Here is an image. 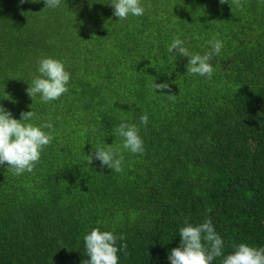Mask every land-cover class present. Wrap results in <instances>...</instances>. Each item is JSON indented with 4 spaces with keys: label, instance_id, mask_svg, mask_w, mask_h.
Listing matches in <instances>:
<instances>
[{
    "label": "trees",
    "instance_id": "trees-1",
    "mask_svg": "<svg viewBox=\"0 0 264 264\" xmlns=\"http://www.w3.org/2000/svg\"><path fill=\"white\" fill-rule=\"evenodd\" d=\"M109 3L0 0V105L53 124L31 173L0 166V264H82L93 228L125 236L119 264H169L179 228L205 219L224 241L211 264L240 243L264 247V0H140L144 15L126 20ZM177 37L193 54L223 42L211 79L168 52ZM46 57L70 81L41 103L26 88ZM122 122L140 127L143 155L121 149V173L88 164L95 148H120Z\"/></svg>",
    "mask_w": 264,
    "mask_h": 264
},
{
    "label": "clouds",
    "instance_id": "clouds-1",
    "mask_svg": "<svg viewBox=\"0 0 264 264\" xmlns=\"http://www.w3.org/2000/svg\"><path fill=\"white\" fill-rule=\"evenodd\" d=\"M20 3L36 2V0H19ZM45 7L54 9L60 6L61 0H43ZM220 4H229L228 0H219ZM113 8L112 15L118 20H126L129 16L140 17L144 15L145 8L140 0H110ZM237 8L242 7L241 0H232ZM230 6V5H229ZM231 8V7H230ZM184 41L174 38L168 47L169 53L176 56L187 57L186 72L189 75H199L211 79L214 67L212 60L218 56L223 47L220 40L211 41L210 50L204 54H193L184 46ZM175 50V51H174ZM37 72L31 85L26 88L27 95L34 101L37 97L41 103L58 100L68 92L70 73L65 69L62 61L51 57L41 58L37 61ZM153 92L156 89H169L167 83H151ZM169 100H175L176 95L168 94ZM36 114L30 110L20 113V119H14L10 111L0 105V166L7 165V171L19 176L25 172L31 173L41 160V154L53 140V124L44 122L37 126L31 121ZM140 125L148 124L147 114L139 117ZM48 129L49 131H44ZM116 135L122 139L119 149L97 147L86 155L87 163L98 160L102 167L121 173L123 171V155L121 149L132 154L144 153L143 141L139 135L140 127L135 124L122 122L114 129ZM207 211H211L208 209ZM180 246L171 249L169 264H211L215 258L222 256L224 241L215 231L210 219H205L198 225L185 221V226L179 228ZM125 241V236L119 237L112 231H101L93 228L84 235V251L88 259L82 264H119L118 252L123 251L127 256V244L121 243L117 247V240ZM234 252L223 257L221 264H264V247L249 246L245 243L234 245Z\"/></svg>",
    "mask_w": 264,
    "mask_h": 264
}]
</instances>
